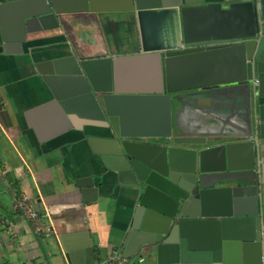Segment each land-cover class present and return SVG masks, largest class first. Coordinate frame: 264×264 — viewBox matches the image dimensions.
Instances as JSON below:
<instances>
[{
    "label": "water",
    "instance_id": "1",
    "mask_svg": "<svg viewBox=\"0 0 264 264\" xmlns=\"http://www.w3.org/2000/svg\"><path fill=\"white\" fill-rule=\"evenodd\" d=\"M9 10L13 41L51 52L34 62L51 100L28 115L51 113L60 128L43 139L32 126L39 141L90 127L92 173L75 187L84 203L105 194L124 203L114 256L129 264H264V0H0L5 42ZM135 53H155L152 92L122 87L130 78L114 58ZM216 59L227 60L221 76L211 70ZM184 91L234 94L239 123L179 126L174 100ZM134 113L156 119L135 126ZM53 237L66 264H100L93 243Z\"/></svg>",
    "mask_w": 264,
    "mask_h": 264
},
{
    "label": "crops",
    "instance_id": "2",
    "mask_svg": "<svg viewBox=\"0 0 264 264\" xmlns=\"http://www.w3.org/2000/svg\"><path fill=\"white\" fill-rule=\"evenodd\" d=\"M111 1L98 0L101 4ZM4 23L8 41L3 40L0 24V264H66L53 235L78 236L79 243H93L101 256L100 264H106L125 233L124 203L116 195L107 194L96 203H84L75 187L77 177L92 173L93 156L85 138L90 127L84 131L70 130L46 143L39 141L32 126L43 139L60 128L51 113L28 115L51 100L34 69V62L51 52L48 48L30 52L27 44L13 41L18 35L13 11H7ZM48 43L49 39L35 42ZM152 54L114 58L117 73L122 78L129 75V81L122 85L125 91L156 89L152 82ZM231 61L235 68L236 62ZM226 64L227 60L216 59L211 70L221 76ZM141 76L150 80L141 84ZM176 95L174 123L179 126L214 131L234 129L239 123V105L234 94L230 98L222 92H207L203 96L197 95V91H184ZM130 118V123L137 126L155 121L156 115L134 113ZM20 195L42 214L44 228L40 233L16 208Z\"/></svg>",
    "mask_w": 264,
    "mask_h": 264
},
{
    "label": "built area",
    "instance_id": "3",
    "mask_svg": "<svg viewBox=\"0 0 264 264\" xmlns=\"http://www.w3.org/2000/svg\"><path fill=\"white\" fill-rule=\"evenodd\" d=\"M27 199L25 197L23 198H17L16 199V208L18 211H21L28 221L32 223L33 229L36 233H40L43 228V222L38 215V211L34 210L30 205L27 203ZM106 264H129L125 260L117 258V256L111 257L110 261Z\"/></svg>",
    "mask_w": 264,
    "mask_h": 264
},
{
    "label": "trees",
    "instance_id": "4",
    "mask_svg": "<svg viewBox=\"0 0 264 264\" xmlns=\"http://www.w3.org/2000/svg\"><path fill=\"white\" fill-rule=\"evenodd\" d=\"M24 196H19L18 198H23ZM28 203V202H27ZM28 205H29V203H28ZM19 212H21V211H19ZM38 215L40 216V218H41V216H42V214L40 213V212H38Z\"/></svg>",
    "mask_w": 264,
    "mask_h": 264
}]
</instances>
